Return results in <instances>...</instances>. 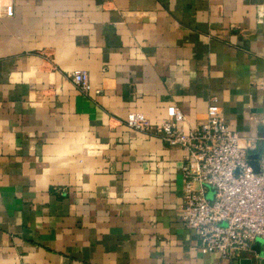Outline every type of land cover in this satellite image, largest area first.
<instances>
[{
	"label": "crops",
	"instance_id": "crops-1",
	"mask_svg": "<svg viewBox=\"0 0 264 264\" xmlns=\"http://www.w3.org/2000/svg\"><path fill=\"white\" fill-rule=\"evenodd\" d=\"M0 17V264H264L203 254L180 220L188 155L130 129L187 130L217 100L264 137V0H6ZM86 72L82 94L71 74Z\"/></svg>",
	"mask_w": 264,
	"mask_h": 264
},
{
	"label": "built area",
	"instance_id": "built-area-1",
	"mask_svg": "<svg viewBox=\"0 0 264 264\" xmlns=\"http://www.w3.org/2000/svg\"><path fill=\"white\" fill-rule=\"evenodd\" d=\"M13 15V3L0 0V17ZM70 77L82 94L101 93L92 88L86 72L76 71ZM167 116L162 123L154 124L142 113H131L126 125L160 137L188 155L182 168L180 220L195 232L201 252L236 263L258 239L263 240L264 247V137H243L232 130L216 99L206 119L187 130L182 126L186 117L177 106H170ZM260 148V171L255 172L248 158ZM211 190L214 193L209 198Z\"/></svg>",
	"mask_w": 264,
	"mask_h": 264
},
{
	"label": "water",
	"instance_id": "water-1",
	"mask_svg": "<svg viewBox=\"0 0 264 264\" xmlns=\"http://www.w3.org/2000/svg\"><path fill=\"white\" fill-rule=\"evenodd\" d=\"M262 152H263V148H260L258 153L252 154L248 158L249 159V163L253 167L255 172H259L260 171L259 158H260V154ZM213 193H214L213 190H211L210 193H209V198L213 197ZM262 244H263V240L258 239L257 240V246L255 248V250L257 252H260ZM252 263H253L252 259H242L240 261V264H252Z\"/></svg>",
	"mask_w": 264,
	"mask_h": 264
}]
</instances>
